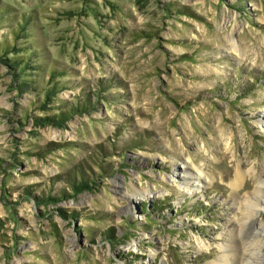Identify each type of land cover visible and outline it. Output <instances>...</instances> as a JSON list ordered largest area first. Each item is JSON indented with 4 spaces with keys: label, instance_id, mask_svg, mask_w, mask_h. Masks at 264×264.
<instances>
[{
    "label": "rangeland",
    "instance_id": "374dc122",
    "mask_svg": "<svg viewBox=\"0 0 264 264\" xmlns=\"http://www.w3.org/2000/svg\"><path fill=\"white\" fill-rule=\"evenodd\" d=\"M261 176L264 0H0V264H217Z\"/></svg>",
    "mask_w": 264,
    "mask_h": 264
},
{
    "label": "bare ground",
    "instance_id": "6f19581e",
    "mask_svg": "<svg viewBox=\"0 0 264 264\" xmlns=\"http://www.w3.org/2000/svg\"><path fill=\"white\" fill-rule=\"evenodd\" d=\"M183 168L185 169L177 174L184 183L183 187L187 188L185 191L188 190V193L195 195L197 192H202L207 188L210 179L205 176L202 169L189 166L185 162ZM244 181V174L241 173L240 170H237L236 175L230 184L235 192H240V188L243 186ZM133 189V193L137 194V196L140 195L141 198L150 197L149 194L152 193L149 189L138 190L135 187H133ZM233 200L232 204L239 209L240 207L235 204V199ZM243 209L245 212L244 219L238 221L239 223L235 227L236 229H234L235 233L233 234L232 232V235L230 236L231 241L226 244L225 248H222L226 254L221 256V260L217 264H239L238 261L240 264H248L249 262H253L251 259H255L256 261L254 260V262L259 263V257L255 254V250L257 248L256 245L260 246V244H256L258 241L254 238L255 231L253 229L255 228L253 224L256 217L261 218V212L264 211V176H261L254 189L245 195ZM249 221L253 223L248 227ZM258 223L261 228L264 229L263 222ZM202 245L203 244H201V246Z\"/></svg>",
    "mask_w": 264,
    "mask_h": 264
},
{
    "label": "trees",
    "instance_id": "16d2710c",
    "mask_svg": "<svg viewBox=\"0 0 264 264\" xmlns=\"http://www.w3.org/2000/svg\"><path fill=\"white\" fill-rule=\"evenodd\" d=\"M19 33H18V29L14 28L12 30V35L14 36H17ZM5 46L3 47L5 49L6 46L9 45L8 43V40H5V42L3 43ZM23 59V56H19V58H10L8 61H10L9 63L14 65V69L16 70V75H20L22 76V74H19L20 71H19V67H17L16 63H15V60H17V62H20L21 60ZM53 74H54V71H53ZM23 84L22 86H25V82L22 81ZM57 86V85H56ZM52 89H47L46 92L44 93L46 97H48L49 99H53L52 95L54 93H51ZM88 99V98H87ZM89 105V99L88 101H85L83 103H78L76 102V104H73V106H70L66 111L64 110H60L59 114L55 115V114H51V115H47L45 117H42V118H45V119H51V120H65L67 119L70 115H72L74 112H79V111H82V110H85L87 109ZM82 173V172H81ZM71 183V186H72V189L73 190H81V189H84V188H89L90 187V183H88L87 181H85V179H80V180H77V179H71L70 181Z\"/></svg>",
    "mask_w": 264,
    "mask_h": 264
}]
</instances>
